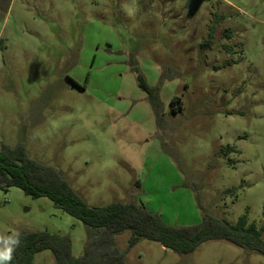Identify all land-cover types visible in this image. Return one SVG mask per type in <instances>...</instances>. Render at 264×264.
<instances>
[{"label":"rangeland","instance_id":"374dc122","mask_svg":"<svg viewBox=\"0 0 264 264\" xmlns=\"http://www.w3.org/2000/svg\"><path fill=\"white\" fill-rule=\"evenodd\" d=\"M5 2L0 149L22 143L90 207L136 202L171 227L264 224V0ZM31 231L69 238L81 258L93 229L0 188V249ZM132 236H114L126 264H264L224 240L179 255L147 239L129 248ZM33 263L57 264L50 250Z\"/></svg>","mask_w":264,"mask_h":264},{"label":"trees","instance_id":"16d2710c","mask_svg":"<svg viewBox=\"0 0 264 264\" xmlns=\"http://www.w3.org/2000/svg\"><path fill=\"white\" fill-rule=\"evenodd\" d=\"M10 2L6 0L7 8ZM213 27L210 38L213 37ZM138 84L148 94L152 92L141 74L138 75ZM172 101L178 104L174 112L181 110V99L175 97ZM231 151H234L231 146L221 150L224 155ZM12 187L34 198L50 199L93 232L81 258L73 256L71 241L67 237L46 231L25 233L19 239V246L14 247L11 264H34V256L46 250L52 251L57 264H126L128 250L120 252L115 249L114 236L127 230L133 234L129 248L140 239H147L179 255H188L206 242L224 240L264 256V224L251 223L248 214L241 216L235 224L205 215L198 226L171 227L136 202L90 207L57 168L32 159L22 143L15 147L4 144L0 149V188ZM227 193L236 194V190Z\"/></svg>","mask_w":264,"mask_h":264},{"label":"clouds","instance_id":"9594fccd","mask_svg":"<svg viewBox=\"0 0 264 264\" xmlns=\"http://www.w3.org/2000/svg\"><path fill=\"white\" fill-rule=\"evenodd\" d=\"M15 245L19 246V239L15 241ZM13 247H5L3 249H0V264H11V261L13 260Z\"/></svg>","mask_w":264,"mask_h":264}]
</instances>
